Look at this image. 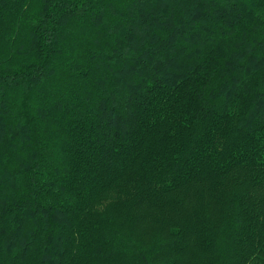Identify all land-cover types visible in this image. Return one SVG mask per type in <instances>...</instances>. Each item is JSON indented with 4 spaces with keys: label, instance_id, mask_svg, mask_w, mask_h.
Segmentation results:
<instances>
[{
    "label": "trees",
    "instance_id": "1",
    "mask_svg": "<svg viewBox=\"0 0 264 264\" xmlns=\"http://www.w3.org/2000/svg\"><path fill=\"white\" fill-rule=\"evenodd\" d=\"M0 264H264V0H0Z\"/></svg>",
    "mask_w": 264,
    "mask_h": 264
}]
</instances>
